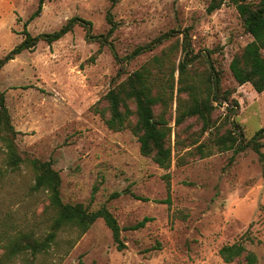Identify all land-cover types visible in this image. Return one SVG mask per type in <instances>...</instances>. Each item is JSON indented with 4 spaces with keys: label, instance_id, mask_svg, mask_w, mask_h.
Here are the masks:
<instances>
[{
    "label": "rangeland",
    "instance_id": "rangeland-1",
    "mask_svg": "<svg viewBox=\"0 0 264 264\" xmlns=\"http://www.w3.org/2000/svg\"><path fill=\"white\" fill-rule=\"evenodd\" d=\"M207 1L117 0L112 12L118 27L109 40L124 57L137 45L175 30L153 50L124 60L123 70L131 72L177 38L181 41L187 28L192 50L207 51L222 71L223 86L234 90L239 103L235 119L250 138L264 125V92L250 83L238 84L229 63L251 36L233 5L207 13ZM36 5L37 0H0V58L22 40L24 22ZM108 6L109 0H45L27 29L33 36L52 32L79 16L91 21L93 34L105 33ZM98 48L85 28L75 25L60 39L40 40L0 68V92L19 131L16 143L22 155L52 162L64 202H81L89 210L106 207L124 244L118 249L98 218L80 236L71 228L61 230L34 264H237L225 262L218 252L235 241L256 253V264H264V163L257 153L247 147L182 166L173 158L168 169L159 167L139 152L128 128L112 131L93 111L118 68L108 45L95 54ZM179 58V50L171 55L176 64ZM174 75L177 79V70ZM170 110L174 114L175 102ZM223 112L224 106H218L215 113L221 117ZM262 144L264 152V137ZM166 171L171 174L169 202L163 201L168 197L162 178ZM33 183L32 169L26 163L11 169L0 148V235L26 231L43 236L48 230V200L43 191L31 188ZM144 218L143 226L131 228ZM22 263L24 255L0 264Z\"/></svg>",
    "mask_w": 264,
    "mask_h": 264
},
{
    "label": "trees",
    "instance_id": "trees-1",
    "mask_svg": "<svg viewBox=\"0 0 264 264\" xmlns=\"http://www.w3.org/2000/svg\"><path fill=\"white\" fill-rule=\"evenodd\" d=\"M44 3L45 0H37L36 8L24 22L22 40L0 58V68L23 50H33L38 41L52 43L71 31L75 25H81L86 30L87 39L99 43L95 54L101 51L102 46L108 45L118 63V68L111 77L110 87L96 101L93 111L112 131L128 128L136 137L139 152L143 156L150 157L159 167L168 169L173 158L177 166H182L215 152L232 150L236 154L250 147L264 163V152L261 150L264 125L250 138H246L244 129L235 119L239 103L232 97L234 90L223 86L222 71L210 59L207 51L195 53L192 50L187 28L181 31L183 35L181 41L177 38L145 60L138 68L125 72L124 60L153 50L170 39L175 30L160 33L149 42L137 45L130 53L120 57L113 42L109 40L118 27L112 12L117 0H109L105 13L107 23L105 33L93 34L91 21L72 16L58 29L33 36L28 31L27 24L40 15ZM224 4L235 7L243 31L251 36V40L230 60V72L238 84L250 83L256 92L262 93L264 0H208L206 12L212 13ZM178 50L180 58L176 64L171 55ZM176 70L177 79L174 75ZM172 102H175L174 114L170 110ZM218 106L225 108L221 117L215 113ZM18 132L12 124L4 93L0 92V148L5 163L11 169L19 168L22 163H26L32 169L34 183L31 188L46 194L48 200L46 207L49 211L48 230L43 236L26 231L13 236L5 233L0 235V241H4L0 263L10 261L18 255H22L23 259L24 255L22 264H34L38 253L48 251L57 242L61 230L71 228L80 236L98 218H103L111 230L117 248H124L120 236L121 228L114 215L104 206L97 210H89L81 202H64L60 192L59 172L54 169L50 160L22 155L16 143ZM205 135L207 137L204 138ZM162 178L166 182L168 192V197L163 201L169 202L170 172L166 171ZM146 220L144 218L131 228L143 226ZM218 252L225 262L257 263L256 253L238 241L223 244Z\"/></svg>",
    "mask_w": 264,
    "mask_h": 264
}]
</instances>
